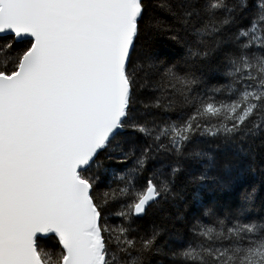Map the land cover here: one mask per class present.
<instances>
[{
    "label": "snow or ice",
    "instance_id": "obj_1",
    "mask_svg": "<svg viewBox=\"0 0 264 264\" xmlns=\"http://www.w3.org/2000/svg\"><path fill=\"white\" fill-rule=\"evenodd\" d=\"M0 53V264H264V0H0Z\"/></svg>",
    "mask_w": 264,
    "mask_h": 264
},
{
    "label": "trees",
    "instance_id": "obj_2",
    "mask_svg": "<svg viewBox=\"0 0 264 264\" xmlns=\"http://www.w3.org/2000/svg\"><path fill=\"white\" fill-rule=\"evenodd\" d=\"M162 52L167 54L169 52V49L167 47H163L162 48ZM6 59V55L4 53H0V63H3L4 60ZM257 151H259V148H257ZM230 162L228 160H224L222 162V164H229ZM194 191V190H192ZM192 191H189V193L187 194V197L186 199L187 200H191L192 198ZM232 198H235V193L231 194ZM223 199H228L227 196H224ZM181 209H185V205H181L180 206ZM175 209H170V208H165V210H159V209H153L150 211V215L149 217H147L144 221H142L143 224H145L146 226L149 225L150 223L152 222H155L157 224H161L162 226L164 227H172L173 223L176 224V227H180V223L179 222H176L175 221V217L174 215H171V214H174L175 213ZM166 213H168L169 215L166 217ZM52 241H49L48 242V245L47 247H51L52 246ZM157 259H163V264H167V260L165 258H157Z\"/></svg>",
    "mask_w": 264,
    "mask_h": 264
}]
</instances>
